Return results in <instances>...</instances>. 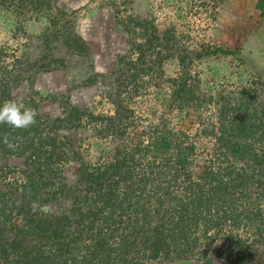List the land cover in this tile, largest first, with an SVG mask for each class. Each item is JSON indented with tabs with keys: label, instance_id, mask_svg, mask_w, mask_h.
Wrapping results in <instances>:
<instances>
[{
	"label": "trees",
	"instance_id": "16d2710c",
	"mask_svg": "<svg viewBox=\"0 0 264 264\" xmlns=\"http://www.w3.org/2000/svg\"><path fill=\"white\" fill-rule=\"evenodd\" d=\"M57 2L0 0V13H14L22 24L45 21V40L65 47L64 57L46 63L23 57L25 66L17 57L10 61L0 45V105L15 100L38 113L27 129L0 125V175L16 166L20 178L7 190L0 183V264H158L195 253L200 264H264L263 75L248 82L237 76L234 88L223 90L221 67L207 62L218 46L206 43L208 49L184 55L172 32L158 38L147 18L122 15L129 0H104L121 22L126 50L112 69L97 73L84 36L66 23L57 28ZM156 44L161 50L153 55ZM162 61H178L181 69L168 76ZM52 62L65 69L84 65L80 86L111 87L114 114L52 95L60 113L43 115L41 97L19 98L16 90L51 71ZM141 84L149 88L153 125L136 120ZM71 162L76 173L66 180ZM9 224L13 236L3 231ZM248 228L255 230L250 237L241 233Z\"/></svg>",
	"mask_w": 264,
	"mask_h": 264
},
{
	"label": "rangeland",
	"instance_id": "374dc122",
	"mask_svg": "<svg viewBox=\"0 0 264 264\" xmlns=\"http://www.w3.org/2000/svg\"><path fill=\"white\" fill-rule=\"evenodd\" d=\"M119 1L120 3L123 1L124 4L126 2V0ZM129 1L131 4H127L129 8L122 12V15L132 13L138 17L147 18L150 26H153L152 31L158 38L162 37L165 30L172 32L178 37V44L177 41L173 42L178 48H184V55L192 56L196 55L195 53L201 51L202 48L208 49L206 43L214 47L218 46V55H212L211 58L207 59V62L209 65L216 63L217 67H221L219 74L221 77L218 80L222 79L223 86L221 88L223 90L234 88L233 82L237 76L248 82L252 77L254 78V73L263 75L262 82L264 83V8L258 6L259 0ZM56 7L60 9L53 11L57 14V21L59 22L57 28L60 29L66 23L68 26L74 27L81 36H84L96 53L94 66L95 70L98 71L97 73L103 74L106 70L112 69L117 55L126 50V45L122 41L125 36L121 32L119 25L121 22H119L120 20L116 22V19L113 18L114 14L111 13L110 6L104 4V0H58ZM70 19L71 22H69ZM117 19L120 18L117 17ZM20 21L14 13L7 15L0 13V45L4 48L5 54L10 57V61L14 60L11 57H17L26 66L25 61L22 60L23 57L28 61L38 59L43 60L42 63H46L52 58L59 59L65 56V47L59 40H45L48 32H50L45 27V21L34 20V18L24 24ZM128 28L130 27L128 26ZM51 29L55 31L54 28ZM154 42L157 43V41ZM156 45L154 51L151 50L153 55H157L155 50H161V46ZM220 48L234 51V55L241 57L242 62L234 55L223 54ZM202 61L204 64L206 63V60ZM51 69L47 73H37L27 80L16 90L18 97L24 98L30 95L37 99L41 97L43 115L55 116V114L59 115L60 113L58 102L50 99L52 95H59L63 101L66 99L75 105L90 108L96 105L94 109L99 107L102 114H114L116 103H113L115 95L112 93L111 87L108 90H102V87L97 85L98 83L91 87L80 86L84 65L65 69L64 67L55 68V63L52 62ZM180 69L181 64L178 61L177 63L162 61V70L168 76H173ZM196 69L195 64L190 68L192 71ZM236 81L238 82V80ZM140 86L141 97L136 94L133 100L139 106L135 110L136 120L139 121L140 125H153L156 122V116L147 111V106L150 103L149 96H147L149 88L146 84ZM58 87L62 88L58 90ZM263 93L264 89L260 88L262 96H264ZM105 96L109 101L107 104H103L104 99H106ZM140 99L143 101L141 102ZM206 116L207 113L204 111L203 121L207 118ZM168 118L165 116V120L172 123L171 118H169L170 120ZM196 130L197 126H194L188 132L195 135ZM76 138L77 141L80 139L79 137ZM13 161L18 163L20 160L13 159ZM15 167L10 168L9 171V167H6L5 175L3 177L0 175V183H4L3 188L5 190L9 188L8 185L11 182L20 180L17 178ZM76 168V163L68 164L63 177H66V180L73 178ZM8 207L12 209L11 202ZM9 215L12 229H18L19 222L16 211L12 209ZM3 231L12 235L10 224L9 227L4 226ZM247 231L248 233H241L250 237L249 234H253L255 230L248 228ZM262 250L264 251V249ZM217 259V255H215V262ZM201 262L202 260L195 253L187 260L164 261L158 264H200Z\"/></svg>",
	"mask_w": 264,
	"mask_h": 264
},
{
	"label": "clouds",
	"instance_id": "9594fccd",
	"mask_svg": "<svg viewBox=\"0 0 264 264\" xmlns=\"http://www.w3.org/2000/svg\"><path fill=\"white\" fill-rule=\"evenodd\" d=\"M38 113L35 109L25 107L15 100H7L0 105V125H8L12 129H27L36 123ZM3 142L10 148L15 145L5 135Z\"/></svg>",
	"mask_w": 264,
	"mask_h": 264
},
{
	"label": "crops",
	"instance_id": "0c3cea01",
	"mask_svg": "<svg viewBox=\"0 0 264 264\" xmlns=\"http://www.w3.org/2000/svg\"><path fill=\"white\" fill-rule=\"evenodd\" d=\"M94 56H96V55H94ZM85 66H86V65H85ZM84 69H85V68H84ZM61 88H62V87H61ZM61 88L58 87V90L61 89Z\"/></svg>",
	"mask_w": 264,
	"mask_h": 264
}]
</instances>
